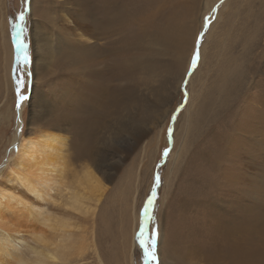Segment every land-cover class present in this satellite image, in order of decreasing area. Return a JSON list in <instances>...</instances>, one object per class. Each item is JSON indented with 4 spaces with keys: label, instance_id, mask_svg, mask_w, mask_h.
Masks as SVG:
<instances>
[{
    "label": "rangeland",
    "instance_id": "1",
    "mask_svg": "<svg viewBox=\"0 0 264 264\" xmlns=\"http://www.w3.org/2000/svg\"><path fill=\"white\" fill-rule=\"evenodd\" d=\"M155 2L141 14L126 0H0V184L69 220L74 228L63 236L61 264L83 250L71 264H144L135 237L157 175L159 264H264V0ZM21 11L33 81L20 109V135L52 130L65 140L74 156L63 186L83 196L81 212L65 206L67 190L38 202L3 182L17 125L11 26ZM65 12L89 33L87 52L63 32ZM197 47L198 66L190 73ZM118 52L121 80L109 74ZM107 85L118 102L101 107L104 95L94 91ZM89 147L91 161H76ZM85 165L106 186L97 203L96 193L77 182ZM15 209L0 211V227L25 240L16 248L31 259L38 245L29 233L40 224ZM57 236L47 232L49 240Z\"/></svg>",
    "mask_w": 264,
    "mask_h": 264
},
{
    "label": "bare ground",
    "instance_id": "2",
    "mask_svg": "<svg viewBox=\"0 0 264 264\" xmlns=\"http://www.w3.org/2000/svg\"><path fill=\"white\" fill-rule=\"evenodd\" d=\"M111 1L113 2L114 0H106V2H108V4ZM126 1H127V3L129 2L132 5V7L135 11H140L141 14L147 12L150 8H152L154 5H156L155 0H126ZM124 12H127V11L124 10ZM147 15L148 16L150 15L149 12ZM119 16H120V14L118 15V17ZM144 16L146 17V15H144ZM60 17L61 18L59 21H61V28H62L64 33L68 34V36L71 37L70 42H72L73 44L74 43L77 44V46L80 47L81 50H83L84 52H87L88 41L91 42L90 41L91 39L88 37L89 33L85 30V27H83L81 22L78 20L79 18L74 17V13L69 14L66 12L63 15H61ZM140 18L141 17H139V20H140ZM144 18L142 20H144ZM105 19H106V17H105ZM109 20L107 18L106 21L108 22ZM111 22H114V20H112ZM128 22H129V20H128ZM140 22H141V20H140ZM150 22H151V20H150ZM106 24H105V26H106ZM120 24H122V23H120ZM124 24H126V23H124ZM89 26H91V25H89ZM109 29H110V27H109ZM57 30H59V29H57ZM112 30H113V28H112ZM75 31H77L78 33L76 34ZM94 38H95V36H94ZM108 41H110V40H108ZM94 44H92V45H94ZM109 44H111V43L109 42ZM97 46H98V44H97ZM36 47H38V48H36L37 51L41 52L39 46L36 45ZM94 48H95V50L97 49V47H93L92 50H94ZM101 48H104V47H101ZM69 49H71V51L73 53H75L74 51L77 52L79 50V48L77 50L76 47H73L70 44H69ZM99 52H100V50H99ZM109 53H108V55H109ZM116 56H119L120 59H118V57L116 58ZM116 56L114 58L111 55V57H113V64H112V69L111 70L108 69V70H110L109 74L112 73V74H114L115 77L120 76L119 80H121V75L125 70V68H123L124 67V61L122 60L123 59V58H121L122 55H120L119 52L116 54ZM98 60H100V59H98ZM137 60H139V59H137ZM104 64H105V60L102 61L103 66H104ZM100 65H101V63H100ZM91 71H92V69H91ZM94 72H95V69L93 70L92 73H94ZM119 73H121V75H119ZM94 77L95 76H93L92 79ZM98 79H100V78H98ZM137 79L138 78H136V81H137ZM127 81H129V80H127ZM105 83H104V85H105ZM108 84H109V81H108ZM114 92H115V88L109 87L108 85L107 86H101L98 90H95L94 91L95 95H104L102 97L101 101L98 103V105L101 107H104V106L108 107L110 105L114 106L118 102V100L114 101V99H112ZM120 98H121V96H120ZM16 117H17V119H16L17 125H16L15 135H14V138L12 141V147H11V150H13V153L10 154L11 156L9 155L10 157L7 160V162H8V165H6L7 166V173H6V177L4 178L3 182H5V184H7V185H10V184L13 185L15 187V189H17L16 187L20 188V190L24 191V195H26V196L28 195V196L32 197L35 201H38V202H48L51 198H53V196L51 195V192L56 193L54 195H57V194H60L63 191V189L67 190L68 193H66V194L68 195L67 196L68 200L66 201L65 206H68L75 211L81 212L84 209V207L82 205V203H83L82 197L83 196L79 195L77 191H72L73 190V189H71L72 187L69 186L66 188L65 186H67V185L63 186L64 174L66 173L67 168L70 166V163L72 162V164H73V158L72 157L74 156L71 152L67 153L68 151L65 148V140L62 139L60 137V135L54 133L55 131H52V130L50 132H48V131L46 132V130H45L46 133L40 132V134H38L36 136L32 135L34 137H26V135H20L21 124H22L20 111H17ZM134 145L135 144H133V146ZM84 149H85L84 146H80L78 148V150L80 152L83 151ZM92 153L93 152H92V150H90V147H89L80 156H77V158L75 160L81 161V163L82 162H89V161H87V159H89L91 161ZM77 182H80L82 184V186H85V190L87 189L86 191L89 194L92 195L93 193L94 194L96 193V195H94V196H96L94 199L96 201V203L99 202V200L102 198V196L104 195V193L106 191V186L104 185V183L100 180V178L98 177L97 174L93 173V171L90 170V168L87 165H85L80 170V177L78 178ZM82 186H80V188ZM6 187L7 186H3L2 184H0V211H5L7 209H11L12 207H14L16 209L21 208L23 211H25L28 214V216L30 218L35 219L36 222H38L40 224V230L36 234L33 231L31 232L32 229L30 230L29 235L32 237V242L35 245H38V248H35V247L30 248L32 258L28 259V258H25L21 253H19L17 248H16V246L20 247L21 244H25L26 243L25 240L18 238V237H15V235H18V233H12L11 234V232H8V231H6L0 227V264H61L60 261L64 258L63 252L65 250V248L62 246L63 236L70 234L68 229L74 228V227H72V224L69 222L68 219L67 220H61V219H58L57 216H56L57 217L56 218V217H52L51 215H48L47 211L42 209V206L35 205L33 202H29L28 198H26V197L23 199L20 195L15 194V192L10 191ZM63 187H65L66 189ZM60 190H61V192H60ZM77 190H79V189H77ZM58 192H60V193H58ZM83 192H85V191H83ZM52 200L53 199H51L50 201H52ZM53 201H55V200H53ZM90 203H91V201H90ZM57 204H58V202H57ZM50 231L54 232V236H55V234H59V236H57L55 238V240H49V238L47 237V232H50ZM17 232H19V231H17ZM74 239H73V241H74ZM77 243H78V241H77ZM78 250H80V248ZM66 251H67V249H66ZM83 253H84V250L73 254L72 256L69 257V259H66L65 264H71L73 262V259H72L73 256L80 257V256H82Z\"/></svg>",
    "mask_w": 264,
    "mask_h": 264
},
{
    "label": "snow or ice",
    "instance_id": "3",
    "mask_svg": "<svg viewBox=\"0 0 264 264\" xmlns=\"http://www.w3.org/2000/svg\"><path fill=\"white\" fill-rule=\"evenodd\" d=\"M28 0H25L27 4ZM27 11V9H25ZM17 22L12 24V38L15 50V67L14 72V85H15V99L16 109L20 111L22 105L29 98V89L32 87L33 81V58H32V42L29 35H26L28 31V21L25 17V12L21 11L16 18ZM203 37L197 38V45ZM199 61V48L193 54L191 58V71L195 70ZM189 73V75H190ZM182 91L185 99L187 97V78L182 83ZM183 102V101H182ZM23 131V128H21ZM169 133H172V128H169ZM25 134V133H24ZM169 150H165L164 155H168ZM161 178L157 175L154 181V187L146 200L142 210L141 219L139 223V230L136 233V243L143 252L144 264H159L157 255V243L160 236L159 227L155 223L154 216V204L157 197V189L161 185Z\"/></svg>",
    "mask_w": 264,
    "mask_h": 264
}]
</instances>
